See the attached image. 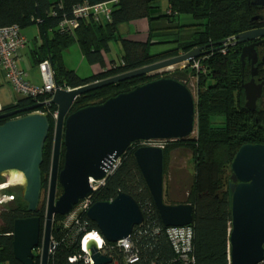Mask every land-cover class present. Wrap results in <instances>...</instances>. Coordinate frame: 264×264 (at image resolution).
Returning <instances> with one entry per match:
<instances>
[{
    "label": "trees",
    "instance_id": "obj_1",
    "mask_svg": "<svg viewBox=\"0 0 264 264\" xmlns=\"http://www.w3.org/2000/svg\"><path fill=\"white\" fill-rule=\"evenodd\" d=\"M108 1H113L109 19H96L90 14L76 18V27L61 25L64 19L75 17L72 13L75 6ZM160 1L0 0V27L17 25L22 33V29L36 25L40 41H35L31 50L34 63L50 60L57 84L67 88L201 47V54L193 58L189 65H174L164 75L178 79L187 86L193 81L195 101L193 132L183 139L160 141L163 149L164 201L168 204L190 203L193 207L190 226L193 230L192 253L195 264H229L230 211L227 187L231 175L230 163L242 144L264 143V105L257 106L253 111L244 106V96L239 91V49H233L223 41L251 29L255 26L253 22L256 24L258 21L257 26H264V15L262 21L253 20L254 16L264 14V6L253 4V0H165L168 7L163 12L158 5ZM36 5L41 14L40 19L36 17ZM181 15H190L194 23L179 24ZM140 19L148 21L147 39L130 38L122 32V25ZM162 36H172L174 46L153 53L151 47L156 43L155 39ZM74 43L79 46L83 59L89 64L100 65L98 72L80 76L64 64L63 52ZM113 48L119 60L109 58L111 62L108 66L104 54L111 55ZM193 60L199 61V69L191 65ZM156 75L155 72L142 74L84 92L76 97L69 111L102 103L113 95L158 78ZM45 98L49 96L40 95L37 100L41 102ZM34 101L31 97L21 96L12 104L1 105L0 112L30 105ZM37 110L43 112L50 121L40 165V201L36 210L29 212L20 191L13 202L0 208V264H19L12 253L13 222L16 218L38 216L40 237L42 233L56 106L49 102ZM215 118L221 120L215 121ZM6 119L1 118L0 124ZM140 145V141L130 144L117 166L92 194L94 202L109 200L118 192H125L138 203L143 223L135 226L130 235L133 251L138 258L133 262L125 261L123 249L106 241L102 251L111 258L108 264H180L167 239L166 226L160 219L133 156L134 149ZM176 150H187L191 154L192 173L181 171L185 181L182 178L180 182L168 178L171 154ZM58 193H61L59 186ZM65 217L59 214L53 217L51 237L55 247L48 264H87L80 248L84 232L77 235L73 224L63 225ZM79 222L84 225V231L97 230L86 212L80 213ZM74 256L76 260L69 261ZM34 264H39V256L34 258ZM257 264H264V259Z\"/></svg>",
    "mask_w": 264,
    "mask_h": 264
},
{
    "label": "water",
    "instance_id": "obj_2",
    "mask_svg": "<svg viewBox=\"0 0 264 264\" xmlns=\"http://www.w3.org/2000/svg\"><path fill=\"white\" fill-rule=\"evenodd\" d=\"M252 3L264 6V0H253ZM35 11L37 19H40L37 5ZM261 36H264V27L234 36L237 43L245 42L240 49V60L250 57L252 45L246 42ZM200 48L74 88H64L56 82L50 98L56 106V115L40 264H48L49 254L54 249L51 240L54 215H67L80 200L91 196L95 191L93 185L108 177L132 142L183 139L193 132L194 96L185 83L169 76L138 84L102 103L69 111L76 97L101 86L191 60L201 54ZM52 72L55 78L53 68ZM243 87L245 107L253 110L261 96V84L251 81ZM40 106L41 102H34L0 112V119L8 118L0 124V175L17 171L24 176L21 197L29 212H34L39 205L40 165L50 129V121L45 114L32 112ZM61 146L64 151L60 167ZM133 156L162 223L166 227L190 225L193 212L190 203L168 204L164 201L162 147L141 144L134 149ZM230 169L227 187L230 211L228 261L229 264H257L264 259V143L242 144L233 156ZM57 186L61 188L58 196ZM86 215L96 224L99 237L108 243L129 238L133 228L143 223L138 203L125 192H118L109 200L94 201ZM40 229L38 216L14 220L12 253L20 264H33V249L39 245ZM83 251L89 264L111 262L94 239L85 242Z\"/></svg>",
    "mask_w": 264,
    "mask_h": 264
},
{
    "label": "built area",
    "instance_id": "obj_3",
    "mask_svg": "<svg viewBox=\"0 0 264 264\" xmlns=\"http://www.w3.org/2000/svg\"><path fill=\"white\" fill-rule=\"evenodd\" d=\"M112 2L113 1L102 2L93 5H87V4L77 5L74 7L72 11L75 17L70 19H64L61 22V25H65L67 27L68 26L76 27L77 26L76 18L86 17L90 14L96 19L100 17H103V19H109ZM234 39H235L234 36H232L228 38L225 42H231ZM26 43H27L26 37L20 32V29L17 25L0 27V73L2 75L3 80L12 86L16 94L23 97H31L33 100H35L34 102H40L37 100L40 95H48L49 98L48 99L45 98L41 102L42 104L49 103L51 94L54 92L56 85L50 60L44 59L43 61L38 63L40 83H33L30 80L26 79L24 72L17 66V61L20 59L21 52L27 45ZM191 60L184 61L179 65L180 66L189 65ZM191 65L199 69L198 60H193V63ZM172 67H169L167 69H170ZM33 112H39L41 114H44L40 110H35ZM55 115L56 112L54 113L53 116L54 118ZM141 144H152V145L161 146L160 141L157 140H149L146 142L143 141L141 142ZM119 160L120 159L117 160L116 166L119 163ZM112 171L113 169L109 172V174ZM102 183H104V181ZM99 185L100 184L93 185L95 191L99 187ZM12 187L13 185H8V179L0 181V204L4 202L13 201L15 199V193ZM92 203H93L92 195L80 200L72 210V214L78 215L80 213L86 212V210L89 208V206ZM165 233L180 264H195V260L192 253L193 230L191 226L190 225L168 226L165 229ZM99 239H100V243L98 244V246L101 250L103 246V241L100 237ZM115 244L123 249L125 261L133 262L137 260L138 255L136 254L135 251H133V245L130 240V236L129 238L123 239ZM81 250H83L82 242H81ZM84 258L87 262H89V260L86 257ZM74 260H76V256L69 258V261L71 262Z\"/></svg>",
    "mask_w": 264,
    "mask_h": 264
},
{
    "label": "rangeland",
    "instance_id": "obj_4",
    "mask_svg": "<svg viewBox=\"0 0 264 264\" xmlns=\"http://www.w3.org/2000/svg\"><path fill=\"white\" fill-rule=\"evenodd\" d=\"M22 33L26 36L27 38V54H30V48H32L33 45V38L38 34V29L36 25H31L25 29H22ZM111 55L109 54H104V59L106 64L110 66V59L112 60L115 58L117 61L119 60L117 53L115 49L111 51ZM110 55V56H109ZM63 62L64 64L71 69L76 70V72L80 76H85L89 74L90 72H98L100 70V65L99 64H89L85 59H83L82 54L80 52L79 46L74 43L72 44L66 51L63 52ZM110 58V59H109ZM31 59V58H30ZM27 57L23 59L24 62L28 61ZM38 67V65H36ZM172 69V68H170ZM170 69H163L155 72L157 75L156 76H164L168 70ZM189 88L191 89V92L194 94V86H193V81H190L188 84ZM19 98L17 97L16 93L14 92V89L12 88L11 85L7 84L0 73V104L1 105H6L9 103H14L15 100ZM221 118H215V121H220ZM190 152L187 150H176L171 154L170 158V163L168 167V178L169 179H175L177 182L181 181V178L185 181L183 178L184 173H181V171H185L186 173H192V160L190 157ZM8 172L0 175V181H2L4 178L8 177ZM189 176V175H188ZM180 184V183H179ZM15 188V192H20L22 190V187H20V184L16 183V185L13 187ZM8 202H4L0 204V208L3 206L8 205Z\"/></svg>",
    "mask_w": 264,
    "mask_h": 264
},
{
    "label": "flooded vegetation",
    "instance_id": "obj_5",
    "mask_svg": "<svg viewBox=\"0 0 264 264\" xmlns=\"http://www.w3.org/2000/svg\"><path fill=\"white\" fill-rule=\"evenodd\" d=\"M263 15L264 14L261 13L259 16H254L253 20H259V21L261 20L262 21ZM255 17H257V18H255ZM257 22H256V24H257ZM253 23L256 27L253 25L254 27H251V30L256 29V28H260V27H264V26H257L255 24V22H253ZM246 43H248V44L251 43L252 47H251V50L249 49V51H250V53H249L250 57L249 58H244V60H240V57H239V68H238V75H239V82H240L239 91H241L243 96H244V106H245V95H244L245 90H244L243 85L248 83V82H251V81H253L254 84H261L262 92H261V96L256 100V105H255V108L253 109V110H255L257 108V106L264 105V36L257 37L253 40L246 42ZM224 44L227 46H232L233 49H237V50L239 49V54H240V49L245 44V42L244 43H237V40L234 39L233 41L225 42ZM250 88H251V85H250ZM261 102H263V103H261ZM15 108H18V107H14V109ZM52 143H53V137H52ZM63 151H64V148H63V146H61V152H60V158H59L60 159L59 160L60 167L62 165ZM51 154H52V148H51ZM50 163H51V157H50ZM49 171H50V166H49ZM48 178H49V173H48ZM5 179H8V177L4 178L3 180H5ZM102 182L100 183V185L103 184ZM18 184H20V187H21V183H18ZM15 185L16 184H13V187ZM13 187H12V189H13ZM14 190H15V188L13 189V191ZM14 193H15V199H16L17 193L15 191H14ZM56 195L58 196L59 193L57 194V192H56ZM40 196H41V194H40ZM13 201H11V202H13ZM74 207H75V205H74ZM74 207L72 208V210L74 209ZM72 210L67 215H65L66 217L62 220L63 225L69 226V225L73 224L75 226V232L77 235L81 232H84L83 234H85L87 231H84V225L79 222V215L80 214H78V215L72 214ZM43 222H44V220H43ZM80 227H82V228H80ZM42 228H43V223H42ZM52 228H53V223H52ZM51 232H52V230H51ZM51 240L53 241L52 237H51ZM41 241H42V233H41V237L39 238V245L33 249V254H34L33 258H32L33 264H34V258L37 256H39V264H40ZM53 243H54V241H53ZM54 247H55V243H54ZM52 251H51V253H52ZM101 251H102V249H101ZM51 253L49 254V256L51 255ZM83 253H84V251H83ZM84 257L87 258L85 253H84ZM84 260H85V258H84ZM48 261H49V259H48ZM87 264H89V262H87Z\"/></svg>",
    "mask_w": 264,
    "mask_h": 264
},
{
    "label": "crops",
    "instance_id": "obj_6",
    "mask_svg": "<svg viewBox=\"0 0 264 264\" xmlns=\"http://www.w3.org/2000/svg\"><path fill=\"white\" fill-rule=\"evenodd\" d=\"M158 5H159V8L163 12L165 10H167L168 4L165 0H161L158 3ZM191 23H194V20L190 17V15H181L179 17V24H191ZM121 29H122V32L130 38L145 40L148 37V21L146 19L135 20L133 22L124 24L121 26ZM37 35H36L37 38H35V39L33 38L34 40L32 41L33 42L32 47L34 46V43L40 41V37H38ZM172 38H173L172 36H162V37L156 38L155 39L156 43L151 47V51L153 53H157V52H161V51H166L167 49L173 47L174 43L172 42L173 41ZM36 39H38V40H36ZM27 45H28V43H27ZM27 45L25 46V48L21 52V57L17 61V66L24 72L26 79L30 80L33 83H40V76H39V72H38V67L36 66L37 64L34 63V60H33L34 58L32 57V51H31L32 48H30V54L28 55L27 54ZM25 56L27 57V59H29L26 62L23 61ZM89 73H91V72L89 71ZM16 95H17V97H19L18 94H16ZM9 104H12V103H9Z\"/></svg>",
    "mask_w": 264,
    "mask_h": 264
},
{
    "label": "bare ground",
    "instance_id": "obj_7",
    "mask_svg": "<svg viewBox=\"0 0 264 264\" xmlns=\"http://www.w3.org/2000/svg\"><path fill=\"white\" fill-rule=\"evenodd\" d=\"M8 185H13L16 183H24V176L17 171H9L8 172ZM87 234L84 236V238L82 239V243H83V249H84V244L85 242L94 239L98 244L100 243V239L99 237L93 232H86Z\"/></svg>",
    "mask_w": 264,
    "mask_h": 264
},
{
    "label": "clouds",
    "instance_id": "obj_8",
    "mask_svg": "<svg viewBox=\"0 0 264 264\" xmlns=\"http://www.w3.org/2000/svg\"><path fill=\"white\" fill-rule=\"evenodd\" d=\"M37 65H38V64H37ZM7 84H8V83H7ZM64 88H67V87H64ZM20 97H21V96L19 95V98H20ZM17 99H18V98H17ZM17 99H16V100H17ZM33 103H34V102H33ZM0 108H1V104H0ZM37 109H38V108H37ZM37 109H36V110H37ZM34 111H35V110H34ZM32 112H33V111H32ZM55 112H56V111H55ZM54 119H55V118H54ZM9 202H11V201H9ZM190 225H191V224H190ZM92 231H93V232L95 231L94 233L97 234V232H96L97 230H92ZM88 232H90V231H88ZM85 234H87V233H85ZM85 234H83L82 237H81V239H80V248H81L82 238H83V236H84ZM97 235L99 236V234H97ZM100 238H101V237H100ZM102 241H103V243H104V240H102ZM82 251H83V250H82Z\"/></svg>",
    "mask_w": 264,
    "mask_h": 264
}]
</instances>
